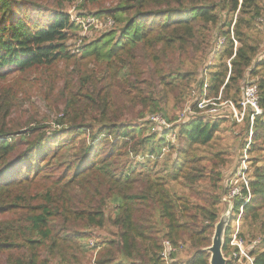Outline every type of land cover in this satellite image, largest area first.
Here are the masks:
<instances>
[{
    "label": "trees",
    "instance_id": "trees-1",
    "mask_svg": "<svg viewBox=\"0 0 264 264\" xmlns=\"http://www.w3.org/2000/svg\"><path fill=\"white\" fill-rule=\"evenodd\" d=\"M102 1L109 0H56L48 9L35 0H0V263L88 264L86 256L96 253L93 264H165L161 244L169 241L192 250L185 264H209L204 250L223 206L226 162L225 153L206 149L228 113L178 125L167 115L166 92L195 83L198 100L221 93L238 107L250 79L262 114L252 124L251 199L241 217L248 228L239 237L248 238L253 264H264L263 0H110L115 5L87 15L110 19L112 27L83 41L77 57L68 43L80 38L81 26L62 4ZM187 59L193 71L180 68ZM198 66L201 77L191 83ZM34 72L45 76L32 84L37 93L47 103L61 99L53 129L37 120L8 125ZM13 73L19 82L8 85ZM187 99L179 98L178 112ZM138 107V123L124 120ZM146 113L174 123V145L151 131ZM241 205L233 201L226 258L236 250L229 242ZM104 228L110 237L91 248L92 230Z\"/></svg>",
    "mask_w": 264,
    "mask_h": 264
},
{
    "label": "rangeland",
    "instance_id": "rangeland-1",
    "mask_svg": "<svg viewBox=\"0 0 264 264\" xmlns=\"http://www.w3.org/2000/svg\"><path fill=\"white\" fill-rule=\"evenodd\" d=\"M35 2L39 3L40 5H42L43 7H46L48 9H51L52 5L56 2V0H35ZM115 5V2L113 1H102V4H100L99 6L96 4H92V3H87L86 6L84 5H80V2H75L72 3L71 6H68L66 4H62V8L64 9V12H66L69 17L71 18L72 21H74L75 19H79L80 16H83L84 19L86 18H91L90 15H87V13H91L93 12V9L97 8V7H101L104 9H107L111 6ZM262 6L264 7V0L262 1ZM80 20V19H79ZM103 19H98V23L97 25L99 26L98 29H96L93 25H91V28L84 30L82 29L81 31L78 32V35H80V39L77 38L76 40H71L68 43V46L70 47L69 50L71 51L72 54L76 55L77 57L80 55L77 53V48H78V43L80 41H89L93 38H95L96 36H98L101 32H103V30H101L103 27ZM101 26V28H100ZM84 33V34H83ZM263 39H264V35L262 34ZM83 39V40H82ZM81 46V45H80ZM263 54H264V44H263ZM198 60V58L196 59ZM191 59H187L185 61H182L180 68L182 71L185 70H189L191 69L193 71L194 69V65L196 64H191ZM209 65V62L206 63V66ZM202 67L198 66L196 67V70H194L192 79H191V83L194 80V78L200 79L201 77V73L200 71ZM30 76V85L26 88V92L24 91L23 94L21 95V98H24V102L22 105V108L19 109L15 114H13V116L11 117V121L9 122L8 125H10L11 127L16 128L18 126V123H23L25 121H33V120H37L38 123H42L44 125H48V127H51L52 129L55 128V126H53V123L55 121V118L57 117L56 115V110H61V107H56V105L58 104V101L61 100L60 98L57 99L56 101H53L51 103H47L43 97H41L40 94L37 93V91L33 88L32 84L35 83L38 80H42L45 79V76L42 73L39 72H34L29 74ZM7 80L9 83L8 85H12L13 83H18L19 80H16V78L18 77V75L16 74H11L9 76H7ZM195 83L189 90H184L180 92L179 90L176 92H166V112L167 115L169 117L171 116H175L177 117V120L179 118L180 113L182 112V110L184 109L185 105L190 101L192 93H197V90H195ZM21 93V91H19ZM188 94V99L187 102L185 103L183 109L178 112V110L175 108L176 107V103L178 102L179 98L182 95H186ZM223 101H220L218 103H221ZM140 110V113H139ZM178 112V113H177ZM228 114H227V113ZM206 110H202L200 111L199 115L200 116H207L208 114H206ZM142 115V111L141 109L138 107L135 110H132L128 113L125 114V116L123 117L124 120L127 121H131V122H137L138 123V116ZM151 113H146L143 116L145 117L144 119H146ZM222 114H227L228 115V119L226 120V122H224L221 126L219 131L216 133L215 137H214V141L213 144L211 145V147L207 148L206 151L207 152H217L220 151L224 154V160L226 162V164L224 165L223 168H221L222 170V174H223V185L226 179L229 178L230 173L232 172V170L237 166L238 164V159L240 156V146H241V142H243L244 136H245V131L242 130V125L244 124V119L245 116L243 117V120L241 123H236L232 118L231 115L228 111V109L225 108H219L217 114L215 115H222ZM154 115V114H151ZM156 115V114H155ZM197 115V116H199ZM211 115V114H209ZM246 115V114H245ZM212 117V116H211ZM164 120V119H163ZM176 120V124L177 123ZM165 121V120H164ZM188 121V120H187ZM174 124V123H173ZM170 124V125H173ZM51 129V130H52ZM175 134L176 132L173 131ZM157 134V133H156ZM171 134V136H169ZM169 135L167 136L168 141L171 142L172 140V132L169 133ZM80 144V143H79ZM78 144H75V146ZM163 153L165 155H168V148H166V150H163ZM205 155H207L205 152H203ZM57 171H53V173H56ZM251 172V170H250ZM54 175V174H53ZM55 176V175H54ZM171 189L176 191L177 193L181 194V193H186L185 189L180 188L178 185H171ZM220 215L218 218V221L221 217V215L225 212L224 210V206H222V209L220 211ZM248 226L247 224H241L240 222V231L241 229H247ZM105 229V230H104ZM102 230H92L93 232V238L90 239L94 242H96V238L97 239H105L110 237V235L107 233L109 231V228H104ZM89 240V241H90ZM244 246L246 247L247 245L245 243H247L248 238L244 239ZM182 244V243H181ZM184 247L182 248V250L179 253V256L177 257V262L179 264H185L188 260V258L191 255L192 250L189 248V246L187 244H183ZM223 253V252H222ZM94 254L92 253L90 255H87L85 258V262L88 264H93V260H94ZM224 256V254H223ZM224 258L226 259V261L228 262V256L227 258L224 256ZM209 261H210V257H209ZM1 264V263H0ZM82 264H84V261L82 262Z\"/></svg>",
    "mask_w": 264,
    "mask_h": 264
},
{
    "label": "built area",
    "instance_id": "built-area-1",
    "mask_svg": "<svg viewBox=\"0 0 264 264\" xmlns=\"http://www.w3.org/2000/svg\"><path fill=\"white\" fill-rule=\"evenodd\" d=\"M80 19V20H79ZM77 18L74 21L77 22L81 26V30H86L91 28L93 25L96 29L99 28L97 25L98 18ZM258 23H264V15L258 19ZM113 25V21L107 19L103 22V28L101 30L110 29ZM101 28V26H100ZM80 30V31H81ZM84 34V33H83ZM80 39V38H79ZM83 40V39H82ZM234 46H237L235 41ZM223 43V39H218L216 42V49ZM82 44V41L78 43V47ZM78 51V48H77ZM207 88V81H203V91ZM196 90V89H195ZM197 93H192L190 101L185 105L184 109L179 115L177 120L178 125L185 124L187 120L194 119L199 115L200 111L206 110L207 116H215L217 114L219 108L228 109L231 118L236 123H241L243 117L247 112H251L250 114V129L247 136V143L240 153L238 164L230 173L228 179L224 182L225 193L221 198V202L224 206V210L228 205L233 206V201L235 199H241L242 205L239 208V212L233 222V234L229 242V246L235 248L236 250L232 251L231 255L228 258V262L231 261L232 264H253V259L248 255L246 247L244 246V240L239 237L240 233V222L243 214V206L248 204L251 199V190H250V157L248 154V148L251 144L252 137V124L255 117L260 116L262 114L261 109L258 106V95H257V87L253 81L250 79H246L243 92L241 95V99L239 102V106H235L230 101L221 102V93L218 94L216 98L206 99L205 94H203L202 99L198 100ZM211 114V115H209ZM147 120L152 125L151 131L153 133H157L158 135L162 134L165 137L167 144L171 145L176 141V134L172 131V125L163 120V118L158 115H150ZM172 132V140L168 141L167 136ZM164 133V134H163ZM171 136V134L169 135ZM231 218V217H230ZM230 222V221H229ZM229 224V223H228ZM259 240H255L252 242V245H258ZM89 245L91 248L96 249V243L92 240L89 241ZM184 247L183 244L178 243L173 245L169 241H163L161 244V252L160 257L163 259L165 264H176L177 257L179 256L180 251ZM98 250V249H97ZM96 254V253H95ZM94 254V257H95ZM172 256L174 258H172Z\"/></svg>",
    "mask_w": 264,
    "mask_h": 264
},
{
    "label": "water",
    "instance_id": "water-1",
    "mask_svg": "<svg viewBox=\"0 0 264 264\" xmlns=\"http://www.w3.org/2000/svg\"><path fill=\"white\" fill-rule=\"evenodd\" d=\"M231 213L232 205L230 204L226 207L225 212L221 215L219 221L214 226L211 245L204 250L210 255L209 264H227L222 253V248L224 243V233L230 221Z\"/></svg>",
    "mask_w": 264,
    "mask_h": 264
}]
</instances>
